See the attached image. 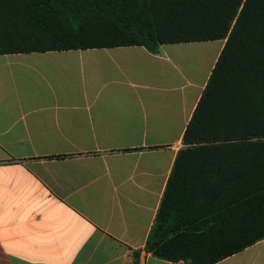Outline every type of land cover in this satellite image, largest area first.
Here are the masks:
<instances>
[{
  "label": "crops",
  "instance_id": "1",
  "mask_svg": "<svg viewBox=\"0 0 264 264\" xmlns=\"http://www.w3.org/2000/svg\"><path fill=\"white\" fill-rule=\"evenodd\" d=\"M224 45L0 55V264H187L145 246Z\"/></svg>",
  "mask_w": 264,
  "mask_h": 264
},
{
  "label": "trees",
  "instance_id": "2",
  "mask_svg": "<svg viewBox=\"0 0 264 264\" xmlns=\"http://www.w3.org/2000/svg\"><path fill=\"white\" fill-rule=\"evenodd\" d=\"M223 40L145 246L161 260L264 239V0H0V55Z\"/></svg>",
  "mask_w": 264,
  "mask_h": 264
},
{
  "label": "rangeland",
  "instance_id": "3",
  "mask_svg": "<svg viewBox=\"0 0 264 264\" xmlns=\"http://www.w3.org/2000/svg\"><path fill=\"white\" fill-rule=\"evenodd\" d=\"M223 42L225 43V41L223 40ZM219 43H221V42H219Z\"/></svg>",
  "mask_w": 264,
  "mask_h": 264
}]
</instances>
